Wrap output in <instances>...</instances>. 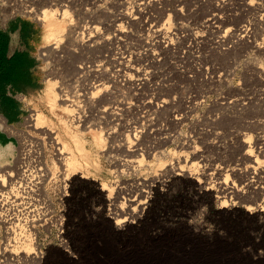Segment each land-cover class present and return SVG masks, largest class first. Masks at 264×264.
Instances as JSON below:
<instances>
[{"label":"rangeland","instance_id":"374dc122","mask_svg":"<svg viewBox=\"0 0 264 264\" xmlns=\"http://www.w3.org/2000/svg\"><path fill=\"white\" fill-rule=\"evenodd\" d=\"M31 2L32 14L5 23L0 16L2 31L29 25L35 61L32 87L5 88L17 103L13 121L0 98V119L12 131L0 122V145H13L16 162L21 138L44 140L45 180L28 195V240H5L0 224V264L131 263L191 252L264 264V0ZM44 10L67 13L51 58L43 57L54 45L44 40ZM81 65L85 75L76 74ZM84 94L81 111L63 108ZM39 112L43 128L33 125ZM28 251L41 261L24 260Z\"/></svg>","mask_w":264,"mask_h":264},{"label":"bare ground","instance_id":"6f19581e","mask_svg":"<svg viewBox=\"0 0 264 264\" xmlns=\"http://www.w3.org/2000/svg\"><path fill=\"white\" fill-rule=\"evenodd\" d=\"M30 1H32L31 4H34L33 2H37L39 0H30ZM28 2L29 0H0V12H1L0 16L1 18L4 19L3 22L5 23L6 22L5 20L12 18L15 15L32 14L30 12V9H29L30 4L28 5ZM62 16H63L62 18H59V17L57 18V16L50 10H44L41 13L40 19L43 22H45L46 27L49 28V32L44 36V40L47 42L54 41L52 43L54 44L53 47L46 49V52L43 53V57L45 56V58L46 57L51 58V54L53 57L54 53L52 52L55 51L54 49L58 48L61 42L62 28L65 22V19L67 18V13H63ZM238 31L240 32V34L248 33L246 28H243V29L239 28ZM241 37L243 38L244 36L241 35ZM79 69H82L83 72H81ZM76 70H77L76 74L83 73V75H85L89 71L87 66H82V65L80 66V68H77ZM70 74H71V77H74L75 75L72 72ZM54 84L55 82L53 80H48V89L51 91V93L52 92L55 93ZM98 87L99 85H96V86L89 85V90L91 89L97 90ZM89 92L92 95H94V94L99 93L100 89L98 88L97 92H93L92 90ZM59 93H62V96L65 98L63 100L66 101L69 99L68 98L69 92L64 90V88H62V90L60 89ZM85 95L86 94L83 95L84 100H81L79 96L78 100L76 99V102L74 100H70L69 101L70 104H66V102H64L63 108L65 110L73 112L76 110V108L73 107L75 105L78 107L77 110L81 111L82 109L81 102L83 101V103L86 104L89 100V98H87ZM55 103L56 102L53 98L52 99L48 98V104L51 108H54ZM77 118L80 119L79 116ZM33 120L35 121V122L33 121V125H36L40 128L45 127L46 118L44 117V115H42V113L40 112L36 113ZM0 122H1V125L5 127V131L7 130L10 131V128L8 126H5V122L2 119H0ZM31 130L33 131L32 128ZM40 132L42 133L43 130H41ZM45 135L47 134L45 133ZM25 137L26 136H24V138ZM44 138L46 137H43V139ZM53 139H55L56 145H54L55 147L52 149V151H53V155L56 156L58 153H60L59 152L60 147H58V142L56 138H53ZM21 140H22V143H19V145L21 144L20 145L21 147L19 149L20 151L17 156L18 160L16 162H14L15 159L13 158V154L15 152L13 145L11 143L5 146L0 145V161H1V164H0V224H2V226H4L6 230V237L8 238H5V240L7 239L13 240V241L17 240L19 242L28 240L27 237L29 235L27 234L26 229H25L27 227L26 225L28 224V221L26 220L27 217L25 215L26 214L25 212L28 209V203H27L28 197H29L28 195L38 194L41 187L43 186V181L45 180L44 177H45V168H46L45 163H44V157H45V152L47 150L45 148L44 140H41L42 142H40L39 139L32 138V137L26 138V139L21 138ZM94 140H95V144L98 147L102 145V137L99 136L97 133L95 134ZM74 146H75V150L77 154L81 155L82 159H85L87 156V153L84 152V149L82 148V144L79 142L77 137L74 138ZM2 162L6 164V167H3L5 164H3ZM9 163H13L14 165L11 164V166H8ZM71 165L74 167H77L78 165H81V164L78 161V159H74V161L72 160ZM224 189L228 190L227 188H224ZM34 197L35 196H33V198ZM127 220L128 219L117 220L115 224L118 227L123 229L124 226L128 225V223H125L127 222ZM26 247L27 249L29 248L27 245L25 246V248ZM17 249L18 247L13 246L10 252L16 253L18 252ZM31 254H35V253L28 251L26 252L25 256H23L22 258L26 260L27 262L38 263L41 261L40 256H37V255L32 256ZM113 254H116V253H113ZM136 255H139V254H135V256ZM17 258L19 259V257ZM112 260H113L112 264H149L150 262L151 264H225L223 263L224 261L223 262L221 261V263H217V261H215V258L214 260H211L209 257H202V255L198 252H191L190 254L182 255V256H174L170 254H165L163 256V255L153 254L152 256L147 255L146 257H143V256L141 257L139 255V256L132 258L130 260L131 263H123L121 260H118L117 256H114Z\"/></svg>","mask_w":264,"mask_h":264},{"label":"trees","instance_id":"16d2710c","mask_svg":"<svg viewBox=\"0 0 264 264\" xmlns=\"http://www.w3.org/2000/svg\"><path fill=\"white\" fill-rule=\"evenodd\" d=\"M29 35L30 27L23 22L15 21L8 31L0 30V98L4 107L2 113L9 121L17 116V103L6 94V86L24 90L34 85L32 67L35 61L29 54Z\"/></svg>","mask_w":264,"mask_h":264}]
</instances>
